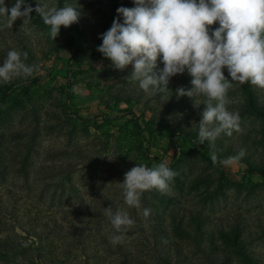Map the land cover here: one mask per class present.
Returning <instances> with one entry per match:
<instances>
[{"label":"rangeland","instance_id":"1","mask_svg":"<svg viewBox=\"0 0 264 264\" xmlns=\"http://www.w3.org/2000/svg\"><path fill=\"white\" fill-rule=\"evenodd\" d=\"M43 2L78 7L79 22L61 27L54 41L35 11L24 26L17 19L9 28L0 17V63L16 50L39 66L32 77L1 85L0 241L11 246L0 247V264H164L161 256L172 264H247L243 251L264 264V177L251 173L264 167V89L233 82L228 110L239 113L240 131L222 134L214 148L200 145L206 98L197 108L194 99L175 94L192 87L187 72L171 79L161 100L128 78L131 66L115 70L97 51L117 8L134 7L132 0ZM26 4L35 9L37 0ZM163 67L158 60L157 71ZM245 139V156L222 166ZM161 162L177 173L169 190L145 191L139 208L126 205L125 173ZM108 207L134 221L115 245ZM173 214L191 238L176 232ZM197 214L207 220L194 244Z\"/></svg>","mask_w":264,"mask_h":264},{"label":"clouds","instance_id":"2","mask_svg":"<svg viewBox=\"0 0 264 264\" xmlns=\"http://www.w3.org/2000/svg\"><path fill=\"white\" fill-rule=\"evenodd\" d=\"M0 0V17H6L11 28L17 19L23 26L30 23L35 11L48 26L52 40L60 35L61 27L69 28L79 22L78 7H50L37 0L33 9L26 0H14L9 8ZM134 7H118L117 17L105 31L97 47L104 58L111 61L115 70L131 66L128 78L138 81L147 94L164 95L171 79L187 72L192 77L190 89H176L178 97L198 100L205 97L204 110L200 113L198 142L214 148L222 135L231 136L240 131V115L228 110V90L233 82L250 83L264 89V0H132ZM123 18V22L119 19ZM218 27L210 28L217 24ZM27 53L9 50L0 63V85L15 78H30L39 70L36 64L26 63ZM164 67L157 71V61ZM227 69L230 80L225 77ZM245 150L221 159L222 166H230L245 156ZM211 159L216 163L217 156ZM177 173L165 162L149 167L137 164L125 173L124 201L129 207L139 208L145 191L169 190ZM115 234L111 242L119 244L124 232L134 224L127 211L112 207L104 209ZM145 217L150 210L145 208ZM18 261L21 258H17Z\"/></svg>","mask_w":264,"mask_h":264},{"label":"trees","instance_id":"3","mask_svg":"<svg viewBox=\"0 0 264 264\" xmlns=\"http://www.w3.org/2000/svg\"><path fill=\"white\" fill-rule=\"evenodd\" d=\"M1 86V85H0ZM5 86V85H4ZM4 89H5V87H3V86H1L0 87V92H5L4 91ZM6 94V93H5ZM253 106V105H252ZM255 106V105H254ZM253 106V107H254ZM256 109H258L260 112H263V111H261V108L260 107H257ZM249 139H245L244 140V142H243V148H244V150H247V146L249 145ZM251 173L252 174H256V175H260V176H262V177H264V167L263 166H257L255 169H253L252 171H251ZM196 217L194 218V222H195V224H194V227L192 226L191 227V229H192V231L194 232L193 234H192V236H193V242H194V244H199V236L201 235V228H203L204 226H203V224L205 223V221L207 220L206 219V217L204 216V215H201V214H197V215H195ZM172 219H173V221H174V224H175V226H174V228L176 229V232L177 233H179V234H182V235H184V236H182V237H185V236H187L188 235V233L186 232V230L183 228V227H181V222H180V220L181 219H178L177 218V216L175 215V214H173L172 215ZM239 224V223H238ZM236 225V226H234V229H235V233L236 234H239L240 232H241V226L240 225ZM153 228H154V230H155V226H153ZM190 228V227H189ZM163 232H164V230H162ZM190 235V236H189ZM189 237L191 238V234L189 233ZM157 236L158 235H155V232H154V234L152 235V237H154V251L156 252V250H157V242H156V239H155V237L157 238ZM227 238V237H226ZM239 238V237H238ZM239 242V241H238ZM236 244H237V246H238V243L236 242ZM11 245H10V243L9 242H6V243H3V241H0V247H2L3 249H8L9 247H10ZM159 251V250H158ZM122 253L123 254H125V256H128V253L127 252H125L124 250H122ZM154 253V252H153ZM156 254L158 255L159 253H157L156 252ZM243 257H246V262H247V264H255V261H254V259L252 258V257H250V256H248L247 255V252H245V251H243ZM157 255H155V253H154V258L157 256ZM38 260H40V261H38V263H42V260H41V257H38ZM158 261H159V259H158ZM161 261L164 263V264H172L171 262H169V260L168 259H166V258H164V257H162L161 256Z\"/></svg>","mask_w":264,"mask_h":264}]
</instances>
